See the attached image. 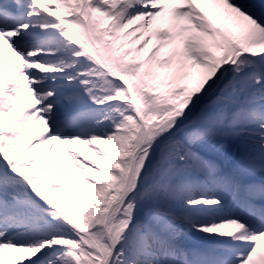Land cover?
Returning a JSON list of instances; mask_svg holds the SVG:
<instances>
[{"label": "snow or ice", "instance_id": "obj_1", "mask_svg": "<svg viewBox=\"0 0 264 264\" xmlns=\"http://www.w3.org/2000/svg\"><path fill=\"white\" fill-rule=\"evenodd\" d=\"M0 264H264V0H0Z\"/></svg>", "mask_w": 264, "mask_h": 264}, {"label": "bare ground", "instance_id": "obj_2", "mask_svg": "<svg viewBox=\"0 0 264 264\" xmlns=\"http://www.w3.org/2000/svg\"><path fill=\"white\" fill-rule=\"evenodd\" d=\"M187 243H189L190 245H193V246H195V245H197V244H199L200 242L199 241H196V240H188L187 241Z\"/></svg>", "mask_w": 264, "mask_h": 264}]
</instances>
